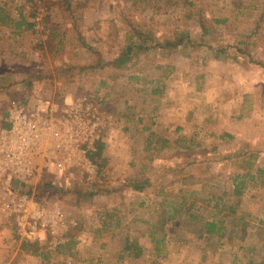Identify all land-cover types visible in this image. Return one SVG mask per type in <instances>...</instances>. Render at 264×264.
<instances>
[{
    "label": "rangeland",
    "instance_id": "374dc122",
    "mask_svg": "<svg viewBox=\"0 0 264 264\" xmlns=\"http://www.w3.org/2000/svg\"><path fill=\"white\" fill-rule=\"evenodd\" d=\"M0 5L9 22L0 23V74L9 76L5 86L0 80V127L11 101L37 96L85 95L103 119L89 180L44 173L24 185L42 205L64 211L62 241L53 246L43 232L28 241L38 242V254L26 252V240L0 215V264H264V0ZM21 17L30 29L14 27ZM133 30L149 48L116 68L111 63ZM177 32L192 42L156 47ZM141 179L152 183L132 188ZM162 188L171 199L185 195L208 218L209 199L222 196L216 217L224 235H198L180 217L166 228V256L155 257L149 225ZM111 214L103 229V215ZM126 239L141 245V256H129Z\"/></svg>",
    "mask_w": 264,
    "mask_h": 264
},
{
    "label": "built area",
    "instance_id": "2783aa9c",
    "mask_svg": "<svg viewBox=\"0 0 264 264\" xmlns=\"http://www.w3.org/2000/svg\"><path fill=\"white\" fill-rule=\"evenodd\" d=\"M102 120L85 95L10 102L7 124L0 127V215L11 220L20 239L35 241L48 232L53 246L62 241L64 211L57 203L42 205L24 185L44 173L57 181H81L80 175L89 180Z\"/></svg>",
    "mask_w": 264,
    "mask_h": 264
},
{
    "label": "trees",
    "instance_id": "16d2710c",
    "mask_svg": "<svg viewBox=\"0 0 264 264\" xmlns=\"http://www.w3.org/2000/svg\"><path fill=\"white\" fill-rule=\"evenodd\" d=\"M124 1H130L133 6H136L138 4H141L143 7H152V8H158L160 6V3L162 0H124ZM0 23L1 24H8L5 14H4V8L0 5ZM24 25L27 29L31 28V23L25 21L21 17L20 22L14 23L15 28H19L20 26ZM137 30H133V32L126 36L125 44L121 52L116 56V58L112 61L111 64H113L116 68H119L123 66L126 62H128L132 58L133 52H140L143 50H147L149 48L146 43V39H141L139 36L134 34H137ZM192 41L189 37V34L187 32H177L175 33V36L171 39H166L162 42H157L156 47L158 46L161 49H167V48H178L179 46L186 47V45L190 44ZM159 90L155 89V91ZM3 126H6V123H2ZM153 135V134H151ZM150 138V137H149ZM165 143H163L160 147L162 149L164 147ZM101 146L98 148V154L100 153ZM96 153V154H97ZM260 170V169H259ZM262 172V171H261ZM151 181L149 179H141V180H135L132 182V188L134 189H145L151 185ZM163 188L157 190V195H161V199L159 203L157 204V207L155 209L156 214V220L154 223H151L149 225V237L150 241L153 244V253L155 257H164L167 254V250L165 247V241H166V228L168 224L174 220H179L180 217L183 219H188L192 224L197 226V233L198 235H201L203 233L205 234H216L219 237H222L224 235L223 232V220L221 218H217L216 215L221 213L225 207L224 202L221 201L222 196H217L213 199H209L211 206H213V213L212 218L204 217L202 215H199L194 212L193 210V201H189L187 197L183 194H180L177 198H169L166 194L163 193ZM239 190H235V193H239ZM203 202H206L204 199H202ZM229 212H232L233 209L230 207ZM112 217L111 215H103V229H109L110 225L106 226L110 219ZM119 218H116L115 226L119 225ZM239 221V219H237ZM71 242H69L66 246H69ZM21 248L26 251L30 252L31 254H38L37 253V247L38 242H28V241H22L21 242ZM63 248V247H62ZM123 249L128 252L129 256H132L133 258H138L141 256L142 253V247L139 243L136 241H129L126 239Z\"/></svg>",
    "mask_w": 264,
    "mask_h": 264
},
{
    "label": "crops",
    "instance_id": "0c3cea01",
    "mask_svg": "<svg viewBox=\"0 0 264 264\" xmlns=\"http://www.w3.org/2000/svg\"><path fill=\"white\" fill-rule=\"evenodd\" d=\"M0 80L5 81L4 84L2 86H5V84L7 83V81L9 80V76H5L3 74H0Z\"/></svg>",
    "mask_w": 264,
    "mask_h": 264
},
{
    "label": "water",
    "instance_id": "95a60500",
    "mask_svg": "<svg viewBox=\"0 0 264 264\" xmlns=\"http://www.w3.org/2000/svg\"><path fill=\"white\" fill-rule=\"evenodd\" d=\"M14 183L17 184V181H15Z\"/></svg>",
    "mask_w": 264,
    "mask_h": 264
}]
</instances>
